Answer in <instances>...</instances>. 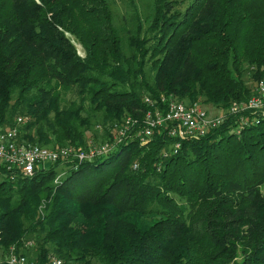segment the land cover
<instances>
[{"label": "trees", "instance_id": "16d2710c", "mask_svg": "<svg viewBox=\"0 0 264 264\" xmlns=\"http://www.w3.org/2000/svg\"><path fill=\"white\" fill-rule=\"evenodd\" d=\"M153 4L126 57L108 0H0V134L22 118L21 144L84 150L109 141L124 117L136 121L93 161L28 178L0 165V248L39 263L264 264V110L228 116L174 155L166 128L143 145L134 137L146 98L223 113L255 94L264 0ZM86 104L101 114V136ZM26 242L33 248L21 250Z\"/></svg>", "mask_w": 264, "mask_h": 264}, {"label": "built area", "instance_id": "2783aa9c", "mask_svg": "<svg viewBox=\"0 0 264 264\" xmlns=\"http://www.w3.org/2000/svg\"><path fill=\"white\" fill-rule=\"evenodd\" d=\"M144 102L151 110L144 114L143 127L134 134V137L143 145L152 137L153 131L166 128L168 137L175 141L170 150L174 155L180 149L182 142L199 141L208 131L220 126L228 116L243 114L244 112L258 113L263 111L264 81L257 85L255 94L247 102L234 104L223 113L217 111L214 117H209L207 110L198 104L186 105L165 98H162L160 103H153L148 98ZM24 121V119L19 118L16 127L0 134V165L8 172L13 173L15 171L27 178L32 177L37 168H45L46 164L52 166L59 162L63 164L64 161H74L80 164L105 157L126 141V133L136 124V121H132L130 118L125 119L119 125L120 127H115L109 141L99 145L90 143L87 149L75 150L21 144L18 138V126H21ZM244 122L246 120L241 117L239 124ZM236 129L240 130V125ZM170 152L165 153L164 157ZM133 168L136 169V166ZM32 248L33 243L26 242L20 249L29 250ZM22 253L25 252H20L15 247H10L7 250L0 248V264H62V261L55 257H48L45 263H39L32 256Z\"/></svg>", "mask_w": 264, "mask_h": 264}, {"label": "rangeland", "instance_id": "374dc122", "mask_svg": "<svg viewBox=\"0 0 264 264\" xmlns=\"http://www.w3.org/2000/svg\"><path fill=\"white\" fill-rule=\"evenodd\" d=\"M184 2V7L190 3V0H182ZM153 2L154 0H108V4L110 7V10L113 15V25L116 28L119 37L122 40V49H123V55L126 57L131 56L130 49L128 47L129 45V37L132 35V33L136 30L137 25V19L141 22L142 31H145L149 25L150 18L153 15ZM75 47L77 49V53L80 57H84V52L82 48L75 44ZM145 76L147 82L152 80L153 77V71L150 68V65H147L145 68ZM67 99H70L68 96ZM87 112L90 113V104H86ZM209 117H214L216 115V112L213 109H206ZM91 117V124H92V132L93 134H96L97 136H101V130H99V127H102V118L101 114L96 113L93 114L92 112L89 114ZM126 119H129V117H124ZM46 131V128H45ZM32 135L35 136V132L32 133ZM87 138L91 137V133L86 134ZM92 140V139H90ZM102 144V143H100ZM43 146H46L45 144H41ZM99 145V144H98ZM49 146H46L47 148H52ZM50 165L46 164V169H49ZM61 167V166H60ZM59 167V168H60ZM63 175V173H59V176L57 177V180L60 179V177Z\"/></svg>", "mask_w": 264, "mask_h": 264}]
</instances>
